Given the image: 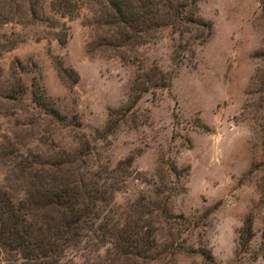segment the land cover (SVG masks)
<instances>
[{"label":"rangeland","instance_id":"obj_1","mask_svg":"<svg viewBox=\"0 0 264 264\" xmlns=\"http://www.w3.org/2000/svg\"><path fill=\"white\" fill-rule=\"evenodd\" d=\"M72 1L60 13L52 0H0V186L16 199L38 174L72 180L56 162L75 158L66 167L85 175L128 158L95 212L127 215L147 244L113 254L81 241L60 262L264 264V0H191L183 11L208 23L203 40L206 27L175 19L132 45L103 0ZM136 76L164 83L134 97Z\"/></svg>","mask_w":264,"mask_h":264},{"label":"trees","instance_id":"obj_2","mask_svg":"<svg viewBox=\"0 0 264 264\" xmlns=\"http://www.w3.org/2000/svg\"><path fill=\"white\" fill-rule=\"evenodd\" d=\"M190 1L103 0L107 22L119 29L116 32L120 34L121 42H130L131 45L141 41L140 32L146 35L149 30L172 23L175 19L206 27L199 41L203 40L208 35L209 26L183 11ZM52 3L60 13H72L77 7V2L72 0H52ZM163 6L170 9V22L157 20ZM163 83L159 77L139 80L136 76L131 89L134 97H137L139 92ZM36 90L37 88L32 91L35 104L59 118L53 106H46L42 92ZM132 101L129 106L135 102V98ZM73 159L75 158L66 160L63 164L56 162V167L65 165L63 168L72 177L69 182L62 181L61 177L60 180L52 178L46 181L38 174L36 182L27 184L22 189L23 196L16 199L6 185L0 186V252L5 255L6 264H63L59 261L62 250L81 241H86L91 246L108 241L113 254L120 249L136 253L138 248L147 244L146 236L139 237L135 229L130 228L127 215L124 223H119L102 213L101 209L95 212V203L98 201L107 204L113 191L117 190L115 183L122 179V169L129 164V159L117 161L115 166L105 168L103 174L93 169L85 175L72 174L66 167H73ZM249 236L250 224L244 220V224L238 229L239 243H246ZM200 253L203 257L211 256L208 251L201 250Z\"/></svg>","mask_w":264,"mask_h":264}]
</instances>
